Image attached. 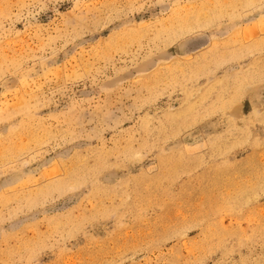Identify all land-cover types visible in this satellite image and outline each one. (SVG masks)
Listing matches in <instances>:
<instances>
[{"label":"rangeland","instance_id":"1","mask_svg":"<svg viewBox=\"0 0 264 264\" xmlns=\"http://www.w3.org/2000/svg\"><path fill=\"white\" fill-rule=\"evenodd\" d=\"M0 264H264V0H0Z\"/></svg>","mask_w":264,"mask_h":264}]
</instances>
